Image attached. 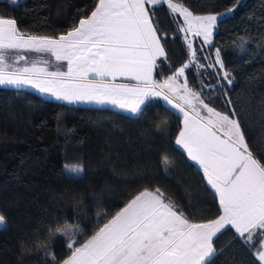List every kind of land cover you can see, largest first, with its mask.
Listing matches in <instances>:
<instances>
[{
  "label": "trees",
  "instance_id": "1",
  "mask_svg": "<svg viewBox=\"0 0 264 264\" xmlns=\"http://www.w3.org/2000/svg\"><path fill=\"white\" fill-rule=\"evenodd\" d=\"M96 2L0 1V16L15 19L29 34L58 36L90 15ZM173 2L194 14L234 7L220 19L210 46L193 41L201 64L213 62L221 50L233 84L219 74L218 65L215 70L196 68L165 5L153 9L166 52L157 59L153 78L162 81L190 62L182 82L187 79L193 90H202L205 102L217 111H234L250 148L257 158L264 157V0ZM239 37L247 41L243 49ZM180 127L181 116L158 99L147 100L139 114L125 115L0 87V215L5 218L0 264H61L70 252L67 238L55 231L58 223L78 224L82 235L77 239L83 242L106 222L98 221V213L110 218L144 188L159 187L195 222L216 218L217 198L199 168L175 145ZM66 165L81 166L83 172L71 174ZM233 237L234 230H225L214 240L217 255L211 264H259L256 248Z\"/></svg>",
  "mask_w": 264,
  "mask_h": 264
},
{
  "label": "snow or ice",
  "instance_id": "2",
  "mask_svg": "<svg viewBox=\"0 0 264 264\" xmlns=\"http://www.w3.org/2000/svg\"><path fill=\"white\" fill-rule=\"evenodd\" d=\"M161 4L183 19L178 31L202 38L204 46L212 44L219 18L234 11L194 14L173 0H97L90 15L58 36L29 34L15 19L0 16V86L32 88L69 104H108L133 114L147 100L162 99L183 117L175 145L199 165L219 202L216 218L195 222L159 187L144 188L110 218L98 213V221L106 222L83 242L77 239L82 235L78 224L58 223L55 231L67 238L70 252L61 264H211L217 255L214 240L225 230H234V240L256 248V261L264 264V157L257 158L250 148L234 111H217L205 102L202 90H193L187 79L178 82L189 63L162 81L153 78L158 57H166L153 22V9ZM238 39L243 49L247 41ZM187 47L198 70L218 65L219 74L233 84L220 49L213 62L201 64L190 41ZM30 52L47 54L61 67L49 70V60L23 54ZM117 77L135 83L117 84ZM66 171L79 176L83 168L66 165Z\"/></svg>",
  "mask_w": 264,
  "mask_h": 264
},
{
  "label": "rangeland",
  "instance_id": "3",
  "mask_svg": "<svg viewBox=\"0 0 264 264\" xmlns=\"http://www.w3.org/2000/svg\"><path fill=\"white\" fill-rule=\"evenodd\" d=\"M0 1H6L7 2V0H0ZM20 1H23V0H19V2ZM13 5V4H12ZM161 5H164V4H161ZM158 6V5H157ZM166 7H167V5H165ZM168 9V8H167ZM168 11L170 12V10L168 9ZM174 18H175V20H176V22H177V25H178V28L183 24V19L181 18V17H179L178 16V14L176 15V16H173ZM223 16H221L219 19H221ZM179 21V22H178ZM180 32V31H179ZM181 33V35H182V37H183V39L188 43L189 41L193 44V41H195V40H200L201 42H202V44H203V40H202V38H193V37H191V36H189V37H185V34L183 33V32H180ZM24 55H26V56H28L30 59H46V60H49L50 61V64L48 65V67H49V70H56L57 69V67H61V65H57L56 64V62H55V60H54V58H52V57H50L49 55H47V54H37V53H23ZM189 64H190V62H189ZM63 67H64V65L62 66V69H63ZM182 78V77H181ZM179 83H183L181 80H179L178 81ZM0 87H10V86H0ZM13 89H16V88H13ZM22 89H26V90H28V91H30V92H33V93H38L36 90H34V89H32V88H22ZM38 94H40V93H38ZM43 95H46V97H51L52 99H55L54 97H52V96H50V95H48V94H43ZM56 100V99H55ZM64 102V101H63ZM75 104H77V103H75ZM170 108H171V106H169ZM172 109V108H171ZM172 110H174V109H172ZM175 111V110H174ZM205 115H206V113H205ZM182 116V115H181ZM182 119H183V117H182ZM181 126H182V122H181ZM183 150V149H182ZM184 151V150H183ZM186 153V152H185Z\"/></svg>",
  "mask_w": 264,
  "mask_h": 264
},
{
  "label": "crops",
  "instance_id": "4",
  "mask_svg": "<svg viewBox=\"0 0 264 264\" xmlns=\"http://www.w3.org/2000/svg\"><path fill=\"white\" fill-rule=\"evenodd\" d=\"M158 58H160V57H158ZM62 70H65V71H66V64L64 65V67H63ZM180 80L182 81V80H183V77L180 78ZM115 83H117V84H119V83L134 84L135 81H131L129 78L117 77ZM8 88H12V87H8ZM21 89H22V88H21ZM23 90H26V89H23ZM27 91H28V90H27ZM32 93H33V92H32ZM37 94H38V93H37ZM38 95H40V96L46 98V95H43V94H38ZM152 99H158V100H160V101H161L162 103H164L169 109H171V108L169 107V105H167L166 102H164L162 99H160V98H152ZM54 100H55V99H54ZM56 101H57V100H56ZM58 102L65 103V104L70 105V106H77V105H79V106H82V107L110 109V110L116 111V112L121 113V114H125V115H133V113H131V112H129V111L121 110V109H118V108H116V107H114V106H111V105H108V104H105V105H97V104H94V103H81V102H77V104H75V103H74V104H69V103H67V102H63V101H58ZM171 110H172V109H171ZM172 111H174V110H172ZM174 112L177 113V114H179V115L181 116L180 113H178V112H176V111H174ZM181 122H182V116H181ZM176 146H177V145H176ZM177 147L180 148L179 146H177ZM180 149H181V148H180ZM181 150H182V149H181ZM182 151H183V150H182ZM192 162L195 163L194 161H192ZM195 165L199 168V165H197L196 163H195ZM199 170L201 171V173H202V175H203V171H202V169L199 168ZM205 181H206V180H205ZM206 183H207V182H206ZM209 188H210V186H209ZM210 189H211V188H210ZM211 191L214 193V190L211 189ZM217 200H218V198H217ZM218 204H219V202H218Z\"/></svg>",
  "mask_w": 264,
  "mask_h": 264
}]
</instances>
